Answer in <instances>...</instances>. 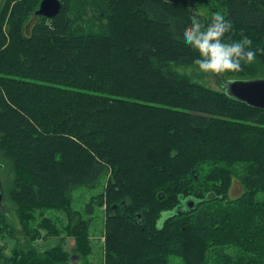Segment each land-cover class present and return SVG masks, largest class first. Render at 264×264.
Listing matches in <instances>:
<instances>
[{
	"label": "trees",
	"instance_id": "trees-1",
	"mask_svg": "<svg viewBox=\"0 0 264 264\" xmlns=\"http://www.w3.org/2000/svg\"><path fill=\"white\" fill-rule=\"evenodd\" d=\"M9 1L0 0L3 27ZM41 1L14 0L11 40L0 53L4 198L26 204L23 217L30 207L66 213L64 230L86 258L88 223L72 212L70 192L109 173L103 264H167L172 255L185 264H264V110L176 69L197 66L198 53L180 37L200 17L198 2L209 4L207 17L221 11L232 22L226 36L264 49V0H60L58 14L37 17L43 21L27 36L15 29L20 12L35 15ZM134 1L131 18L141 20L119 25L129 13L121 6ZM165 1L176 3L175 13ZM88 8L94 16L85 18ZM100 21L107 31L97 29ZM87 24L93 29L84 33ZM255 64H264V51L232 73ZM233 177L243 192L229 199ZM204 205L212 212L197 213ZM9 261L69 264L65 253L38 244Z\"/></svg>",
	"mask_w": 264,
	"mask_h": 264
},
{
	"label": "rangeland",
	"instance_id": "rangeland-1",
	"mask_svg": "<svg viewBox=\"0 0 264 264\" xmlns=\"http://www.w3.org/2000/svg\"><path fill=\"white\" fill-rule=\"evenodd\" d=\"M25 3L27 0H24ZM14 0L9 1L7 5V19L6 26L3 27V21L0 19L1 32L0 35V53L3 49L7 47L11 40V33L9 32L10 26L8 24L9 14L11 12V6ZM134 5L127 7L121 6L124 11H135L138 1L132 2ZM164 4L170 10V12H176V3L165 1ZM217 4V3H216ZM113 5V4H112ZM198 7L195 13L199 14L197 17L199 21L205 27L208 21L212 17H207L209 14V4L202 2L197 3ZM207 5V6H206ZM114 7V6H113ZM120 6L117 7L119 10H123ZM116 8H110V16L114 17ZM94 10L88 8L85 10V18H89L93 15ZM221 14V11L214 12V14ZM20 21L15 29H21L24 35H28L29 32L34 29L39 22L43 20L37 18L30 19V15H27L25 11L20 12ZM127 18H119V25L121 23H132L134 25L135 21H140V17L131 18V12L125 15ZM111 21L116 22V18H108ZM105 20V19H104ZM108 23V22H107ZM109 28H110V24ZM106 26V21L97 22V29H103L105 32L108 29H104ZM93 26L87 24L84 29H81L84 33L90 32ZM94 31H98V30ZM110 30V29H109ZM113 30V29H112ZM0 32V33H1ZM180 73L188 75L192 81L203 85L206 88L218 91L221 90V83L226 78L228 79H243L248 77V75L260 76L264 78V64H255L246 66L248 72H243L241 77L233 74L230 75L226 73L219 74H204L198 70V66L191 68H176ZM1 76V75H0ZM257 78V77H256ZM158 155L150 159H157ZM161 158V157H160ZM158 158V159H160ZM2 167H0V185L2 193L4 194L8 189V184L10 181L9 164L0 158ZM1 166V164H0ZM111 175L109 173L102 175L100 180L93 184V186H79L75 187L70 192L71 199V210L75 213V217L81 219L88 223L87 233L91 246V253L86 257L82 258L80 253L76 251L77 243L73 236H70L64 230L67 225V214L56 209H46V208H25L24 217L20 214V211L26 207V204H22L18 209L15 203L6 198H2L0 204V211L5 215L0 217V264H11L9 259L13 256L16 249L22 250L29 246H36L38 244L39 249L43 251H56V253L62 252L67 256V262L69 264H103L104 263V243H105V224L109 209V200L105 197V192L107 188V181ZM139 182V183H138ZM147 178L142 176L138 180H133L134 190L139 191L140 183L145 184ZM211 187H213L211 185ZM243 192L242 184L237 180V177L232 178V183L229 188L228 198L234 199L241 195ZM101 195V200L96 203V199ZM29 206V205H28ZM35 208V209H34ZM212 212V207L204 205L200 208L197 213L207 214ZM196 213V214H197ZM171 214L170 211L163 212L158 219V224L160 225L162 221ZM29 216L27 225H23L26 218ZM78 226V223L76 224ZM74 230V226L71 228ZM167 264H185L184 261L178 256H169L167 259Z\"/></svg>",
	"mask_w": 264,
	"mask_h": 264
},
{
	"label": "clouds",
	"instance_id": "clouds-1",
	"mask_svg": "<svg viewBox=\"0 0 264 264\" xmlns=\"http://www.w3.org/2000/svg\"><path fill=\"white\" fill-rule=\"evenodd\" d=\"M231 29L232 22L223 14H215L206 28L193 17L191 27L184 31L180 40L198 53L194 64L201 73L240 72L242 62L251 63L257 59L258 51H264L251 47L253 41L247 36L240 40L226 36Z\"/></svg>",
	"mask_w": 264,
	"mask_h": 264
},
{
	"label": "water",
	"instance_id": "water-1",
	"mask_svg": "<svg viewBox=\"0 0 264 264\" xmlns=\"http://www.w3.org/2000/svg\"><path fill=\"white\" fill-rule=\"evenodd\" d=\"M60 0H42L34 12L35 16H44L52 18L56 16L60 10ZM221 90L227 96L245 103L253 108L264 110V78L257 77L251 79H229L221 83ZM4 198V194L0 185V204ZM189 208H192L193 203H187Z\"/></svg>",
	"mask_w": 264,
	"mask_h": 264
},
{
	"label": "flooded vegetation",
	"instance_id": "flooded-vegetation-1",
	"mask_svg": "<svg viewBox=\"0 0 264 264\" xmlns=\"http://www.w3.org/2000/svg\"><path fill=\"white\" fill-rule=\"evenodd\" d=\"M32 18H35V16L34 15H30V19H32Z\"/></svg>",
	"mask_w": 264,
	"mask_h": 264
}]
</instances>
